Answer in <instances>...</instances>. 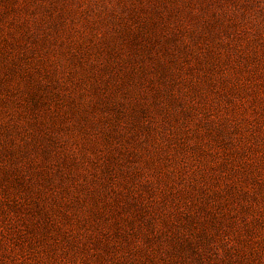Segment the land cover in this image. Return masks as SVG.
Returning a JSON list of instances; mask_svg holds the SVG:
<instances>
[{"label":"rangeland","instance_id":"obj_1","mask_svg":"<svg viewBox=\"0 0 264 264\" xmlns=\"http://www.w3.org/2000/svg\"><path fill=\"white\" fill-rule=\"evenodd\" d=\"M0 264H264V0H0Z\"/></svg>","mask_w":264,"mask_h":264}]
</instances>
